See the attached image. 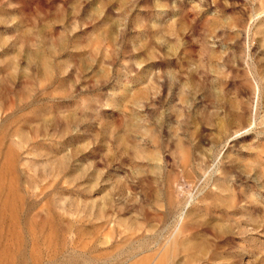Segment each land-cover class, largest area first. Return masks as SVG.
Instances as JSON below:
<instances>
[{
    "label": "rangeland",
    "instance_id": "374dc122",
    "mask_svg": "<svg viewBox=\"0 0 264 264\" xmlns=\"http://www.w3.org/2000/svg\"><path fill=\"white\" fill-rule=\"evenodd\" d=\"M0 264H264V0H0Z\"/></svg>",
    "mask_w": 264,
    "mask_h": 264
}]
</instances>
